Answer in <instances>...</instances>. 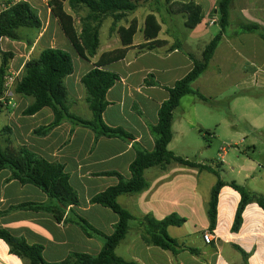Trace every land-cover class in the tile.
Returning a JSON list of instances; mask_svg holds the SVG:
<instances>
[{
	"label": "crops",
	"instance_id": "obj_1",
	"mask_svg": "<svg viewBox=\"0 0 264 264\" xmlns=\"http://www.w3.org/2000/svg\"><path fill=\"white\" fill-rule=\"evenodd\" d=\"M16 1L30 4L27 0ZM189 1L199 6L202 11L201 22L193 29L185 27L186 13L183 7L179 10L169 8L174 3L183 6ZM216 2L217 0H147L141 2L134 13L127 15L112 30V19L107 17L99 28L97 53L89 60H84L75 53L47 9L46 24L41 23V29L28 55L37 43L42 42L43 37H58V42L47 38L41 46L70 52L73 73L64 80L68 93L67 105L71 114L85 120L91 119V113L85 100L81 78L93 68L102 54L122 48L117 29L126 28L133 19L136 21L137 31L124 58L103 67L119 77L106 93L108 106L102 114L103 122L113 128L120 127L131 134L134 138L132 143L105 137L98 138L94 143L95 134L90 129L73 126L69 122H63L45 136L35 135L33 132L36 129L47 126L52 121V112L44 108L34 115H23L22 112L33 103V99L17 95L15 92L10 105L0 108V113L4 112V130L9 137L7 144L10 142L14 148L24 147L48 162L63 165L69 176V183L78 196V205L71 209L73 214L83 218L106 236L113 233L118 218L109 209L91 204L90 199L117 184L116 177L103 175L104 173L115 172L126 179L130 177L128 167L135 157L134 144L143 150L152 151L154 140L147 125L157 123V111L168 97L164 88L171 87L190 71L192 62L186 53L193 56L191 49L195 43L199 46L205 38H212L211 29L217 28L219 32L215 16ZM162 6L169 8L168 14L164 13ZM64 10L74 17L65 5ZM149 14L154 15L160 25L156 39L166 44L145 51L140 50L139 46L146 43L143 28L145 17ZM50 19L54 23L51 29ZM213 20L215 22L211 23ZM239 23H254L264 29V0H233L228 26L231 34L223 35L207 71L192 83L194 91L204 94L198 83L204 77H210V68L217 61L219 49L223 44L231 59L237 58L246 62L249 52L251 60L260 61L259 68L264 72V40L256 34L240 33L237 27ZM105 24L107 34L102 45L100 31ZM137 35L140 37L138 40ZM3 40L7 39L0 40L2 52ZM175 43L180 44L181 49L170 51L169 48ZM28 55L18 68H13L12 62L8 66L19 78L22 76L25 62L29 59ZM148 75L153 76L156 86L144 85ZM243 75L248 77V71L244 70ZM199 102L205 103L192 94L180 100L173 113L172 140L167 148L177 156L209 166L213 170L217 169L219 177L223 165H230L231 173L238 168L234 177L228 180L220 177L225 185L218 193L214 228L209 229L208 219L211 190L217 182V177L212 172L175 163L167 165L164 169H148L144 172L148 188L140 194L121 195L117 198V203L135 219L150 215L156 220H162L172 214L183 218L184 223L179 227H168L167 234L186 248L196 250L197 254L192 255L184 250L173 255L170 251L145 244L141 237L142 228L138 221H132L126 236L115 249L116 256L125 261H133L136 264H242L243 253L246 254V264H264V209L256 203L247 204L242 212L240 227L236 232L232 231L240 195L229 184L233 182L249 193L264 197V172L259 171L261 165L258 161L248 155V149L255 153L256 147L250 143L242 151L236 149L246 143L248 133L235 130L231 119L223 118L214 125V131L211 132L208 129L211 127L206 126L199 117ZM177 110L179 112L176 114ZM250 127L253 130L258 129L255 125ZM205 139L218 143L214 160L208 163L203 159H196V154L202 155L200 150ZM232 146L235 147L236 150L233 151L236 154L245 157L232 154L234 157L226 162L227 149ZM189 149L197 151L190 153L187 151ZM210 149L211 146H208L207 151ZM10 177L11 173L7 169L0 171V229H5L15 237H22L29 245L41 246L42 259L46 263L61 262L72 253L96 256L100 252L102 241L87 237L73 223L58 224L50 214L44 212H7L9 208L24 203H48L47 196L41 190L32 185H22ZM66 218L69 220L73 216L68 212ZM206 231L213 237L209 244L202 238ZM0 264H25V261L12 255L7 245L0 240Z\"/></svg>",
	"mask_w": 264,
	"mask_h": 264
},
{
	"label": "trees",
	"instance_id": "obj_2",
	"mask_svg": "<svg viewBox=\"0 0 264 264\" xmlns=\"http://www.w3.org/2000/svg\"><path fill=\"white\" fill-rule=\"evenodd\" d=\"M145 1L147 0H47V8L75 53L80 58L89 60L97 53L99 28L103 20L111 17L112 30L127 15L134 13L141 2ZM65 3L73 14L79 9L87 11L86 16L80 20L79 29L76 28L74 17L64 10ZM6 4L9 6L0 13V40L5 38L10 41L24 42L28 47H31L33 42L23 40L19 32L38 33L42 24L37 11L25 1L6 0ZM232 4L233 0H217L215 16L219 32L204 47L200 59H195L190 53H186L192 62L190 71L171 87L164 88L168 97L157 111V123L147 125L154 140L152 151L143 150L136 144L133 145L135 157L128 167L130 174L128 179L115 172L103 174L116 177L117 184L93 196L90 203L109 209L117 216L118 221L111 235L102 234L83 218L73 214L71 209L78 205V196L69 183V176L64 171L63 165L48 162L24 147L14 148L10 142L3 150L0 148V171L7 169L11 173V180H16L22 185H32L41 190L48 198L46 204L24 203L9 208L7 212L13 210L44 212L50 214L56 223L63 225L73 223L87 237L102 241V248L96 256L72 253L61 262L46 263L42 259L41 246L29 245L22 237H15L5 229H0V240L7 245L12 255L24 260L25 264H136L133 261H125L115 254L116 247L126 236L132 221H138L142 228L141 237L145 244L170 251L173 255L184 250L192 255L197 254L196 250L186 248L167 234V228L181 226L184 223L183 218L172 214L162 220H156L150 215L135 219L117 203V198L121 195H136L145 191L148 188V183L144 179V172L151 168L164 169L167 165L175 163L209 171L217 177L208 204L209 229L214 228L218 193L225 185L220 180L219 171L177 156L167 147L172 140L173 113L178 108L180 100L184 96L192 94L203 102L208 101L202 94L194 91L191 85L207 71L209 62L229 26V12ZM183 7L186 13L185 27L187 29L195 28L202 19L201 8L191 1L184 4ZM237 27L240 33L256 34L261 40H264V29L258 24L239 23ZM136 31L137 24L134 19L128 23L126 28L119 27L117 34L122 48L102 54L93 68L81 78L80 82L86 94L85 100L91 113L90 120L82 119L69 112L68 93L64 80L73 73V64L71 56L66 51L44 48L36 57H31L25 62L22 76L17 82L14 92L23 97H31L33 103L22 114L31 116L44 108H48L52 112V121L47 126L36 129L33 132L35 135L45 136L63 122H69L73 126L90 129L95 134L94 143L100 137L117 138L131 143L134 141L132 135L122 128L106 125L103 122L102 114L108 106L106 93L119 80L117 74L104 70L103 67L124 58L126 50L132 45ZM159 32L160 25L155 16L147 15L143 28V37L146 43L140 45L139 49L151 51L164 46L166 44L164 41L156 39ZM175 49L180 50L181 45L175 43L169 48L170 51ZM12 58V53L0 50V83ZM144 85L156 86L157 84L153 76L148 75L144 80ZM137 113L142 117L141 113L138 111ZM229 186L240 195L232 226V231L236 232L241 225L245 206L256 203L264 209V197L249 193L233 182ZM68 212L72 214V219L66 218ZM242 256V264H246V254L242 253Z\"/></svg>",
	"mask_w": 264,
	"mask_h": 264
},
{
	"label": "rangeland",
	"instance_id": "obj_3",
	"mask_svg": "<svg viewBox=\"0 0 264 264\" xmlns=\"http://www.w3.org/2000/svg\"><path fill=\"white\" fill-rule=\"evenodd\" d=\"M27 1H29V3L34 7L39 15L41 23L45 25L47 21L48 9L47 0ZM65 6L66 9H69L67 4H65ZM183 6L180 5V3H174V5H171L169 8L172 10H179V8ZM169 8L162 6L165 14H168ZM86 14L87 11L85 9H79L77 10V12H75L74 19L76 28L79 29L80 20L83 19ZM51 20L52 19H50L49 24L50 29L54 25ZM217 33V28L211 29L212 37ZM19 34L23 38V40H30L32 42H34L37 37V33L31 31H20ZM106 34L107 29L105 24L100 31V41L102 45L104 44V38ZM230 34L231 29L229 27L226 35ZM54 37L55 38H52L51 36L43 37L42 42L37 43L33 47V51L30 55H28L30 47H28L24 42L10 41L8 39L3 40V42L1 43V49H3V52L12 53L13 58L11 59V62L13 68L16 69L25 59V56L28 55V58L36 57L39 52L44 49L41 45L47 38L54 39L55 42H58V37L55 35ZM139 38V35H137L136 40H138ZM211 39L212 38L209 36L202 42H200L199 46L196 43L194 44V47L191 45V53L193 54V57H198L200 59L202 50ZM228 52L229 51H227L226 46L223 44L219 49L217 61L210 68V77H204L198 83L200 85V89L204 93L203 95L209 99L205 103H198L199 117L203 120V123L206 126L211 127L208 128L211 130V132L214 131L213 127H215V124L219 123L223 118H226V120L231 119L232 125L234 126L235 130L240 133H248V140L246 141V143L244 145L242 144L238 146V148L236 149H240L242 151L243 149H245V146H247V144L249 145L250 143H253L256 147V151L255 153H253L250 149H248V155L249 157L258 161V163L261 165L259 171L264 172V164H262L264 163V72H262V69L259 68L258 63H260V61L251 60V55L249 52L248 61L246 62L237 58L231 59L230 53ZM67 53L70 55V52ZM242 66H245V68L243 69ZM244 70L248 71V77L243 75ZM210 78L211 80H209ZM213 78H215L216 80ZM177 112L179 111L177 110L176 114ZM5 125L4 112H1L0 148L2 150L8 145L7 140L9 138L8 134L4 130ZM252 125H255L258 129H251L250 126ZM222 126L223 125L221 124V133ZM208 146H211V149L209 151H207ZM202 147V150H200L202 152V155L197 156L196 154V159H203V161L207 163L211 162V160H214L218 149V143L212 140L208 141L207 139H205L202 143ZM234 149V146L227 149L228 157H226V162H228L230 158L234 157L232 154H236L235 151H233ZM187 151L191 153L197 150L189 149ZM236 155L245 157L244 155L239 153H237ZM237 171L238 168H235L234 172L231 173L230 165H223L220 170V177L223 180H228L230 179V177H234ZM240 174L243 175V173Z\"/></svg>",
	"mask_w": 264,
	"mask_h": 264
},
{
	"label": "built area",
	"instance_id": "obj_4",
	"mask_svg": "<svg viewBox=\"0 0 264 264\" xmlns=\"http://www.w3.org/2000/svg\"><path fill=\"white\" fill-rule=\"evenodd\" d=\"M13 1L18 2L16 0ZM8 6L9 4H6V0H0V13ZM214 22L215 20H213L211 23ZM19 80V76L12 72L9 68L5 71L2 82L0 83V108L10 105L11 97ZM202 238L206 244H209L213 240L211 233L208 231L203 233Z\"/></svg>",
	"mask_w": 264,
	"mask_h": 264
},
{
	"label": "water",
	"instance_id": "obj_5",
	"mask_svg": "<svg viewBox=\"0 0 264 264\" xmlns=\"http://www.w3.org/2000/svg\"><path fill=\"white\" fill-rule=\"evenodd\" d=\"M216 12V11H215Z\"/></svg>",
	"mask_w": 264,
	"mask_h": 264
}]
</instances>
